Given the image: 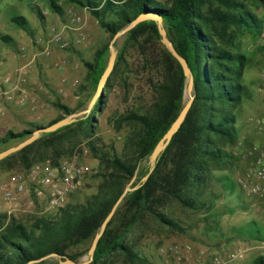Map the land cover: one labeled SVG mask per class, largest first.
I'll use <instances>...</instances> for the list:
<instances>
[{
  "label": "trees",
  "instance_id": "1",
  "mask_svg": "<svg viewBox=\"0 0 264 264\" xmlns=\"http://www.w3.org/2000/svg\"><path fill=\"white\" fill-rule=\"evenodd\" d=\"M7 1L0 0V8ZM46 1L54 13L62 14L61 0ZM63 1L89 11L111 39L140 15L159 16L168 38L185 58L194 77L195 99L183 125L148 180L128 193L118 207L90 263L147 264L137 246L152 227L183 232L178 211L205 210L215 197L216 185L222 184L231 192L238 186L242 191L239 183L217 173L230 171L236 162L233 149L239 143L238 122L248 97L244 77L251 57L241 51L235 39L245 32L256 34L264 29V22L246 5L249 1L264 8V0ZM11 14L13 24L27 26L26 17L12 11ZM2 39L11 40L6 36ZM109 44L85 65L94 90L108 64ZM132 49L137 50L143 65L151 70L155 98L149 108L117 119L118 128L124 124L130 128L121 154L97 138L96 115L105 106L101 96L82 119L42 136L0 162V170L25 171L34 164L57 166L87 149L99 164L94 175L96 192L84 200L68 203L54 215L39 217L30 224L12 221L4 228L0 233V264H49L47 257L53 254L78 262L88 254L102 223L129 183L137 177L133 186L141 184L148 175L149 164L139 171L140 166L183 109L187 79L180 63L162 44L156 22L145 21L126 34L103 93L109 90L121 67L128 69ZM54 106L61 114L49 125L77 111L60 102ZM40 127L43 126L18 133L8 131L0 138V148L5 150L24 141ZM252 264H264V256L256 257Z\"/></svg>",
  "mask_w": 264,
  "mask_h": 264
},
{
  "label": "rangeland",
  "instance_id": "2",
  "mask_svg": "<svg viewBox=\"0 0 264 264\" xmlns=\"http://www.w3.org/2000/svg\"><path fill=\"white\" fill-rule=\"evenodd\" d=\"M59 5L63 8L62 14L54 13L46 0H8L0 8V77L19 79L21 88L44 105V108L32 112L27 107L7 104L6 114L0 116V138L8 131L18 133L32 130L35 126H48L61 114L55 108V102L77 110L75 113L89 109L86 115L94 108L91 101L96 90L88 80L85 65L93 62L95 54L112 39L86 9L66 4L63 0ZM246 5L264 22L262 6L256 7L249 1ZM11 11L26 17L27 26L21 28L13 24ZM69 11L81 15L83 23L74 25ZM56 30H60L62 36L75 46L69 50L53 48L51 54L46 56L42 51ZM4 36L11 40L4 41ZM125 36L116 42L118 53L124 45ZM235 43L251 57L244 77L248 97L238 122L239 143L233 149L236 162L230 171H220L217 175L228 176L238 183L237 173L249 167L254 155L252 144L259 136L254 121L264 112V29L256 34L245 32L235 39ZM22 47L28 50L25 56L20 53ZM30 61H33L31 72L19 77L17 70ZM128 61V69L121 67L111 80L109 90L102 93L105 106L96 115L97 138L107 147L114 146L118 154L124 149L130 128L126 124L118 128L117 119L130 112L149 108L155 98L151 70L143 65L137 50L129 52ZM79 105H83L82 108L79 109ZM2 150L0 148V152ZM81 162L99 167L91 154L84 155ZM147 166L148 160L141 164L139 171ZM23 171L21 168L0 170V183ZM95 173L84 177L69 203L84 200L96 192ZM213 190L215 197L205 210L177 212L183 232L158 227H152L147 232L137 246L138 252L146 257L147 264L210 263L215 256L225 257L236 250L243 251L239 264H252L256 257L264 256V239L261 238L264 236V199H250L238 186L232 192L226 191L222 184L216 185ZM30 196L19 197L14 202L0 199V233L12 221L30 224L39 217L57 213L46 210L43 202L34 195ZM252 230L257 232L253 233ZM87 257L88 254L84 255L78 262L85 261ZM55 262L59 260L49 258V264ZM117 264L124 263L118 261Z\"/></svg>",
  "mask_w": 264,
  "mask_h": 264
},
{
  "label": "built area",
  "instance_id": "3",
  "mask_svg": "<svg viewBox=\"0 0 264 264\" xmlns=\"http://www.w3.org/2000/svg\"><path fill=\"white\" fill-rule=\"evenodd\" d=\"M74 25H81V15L69 11ZM80 41L78 40L77 43ZM75 43L62 36L60 30L54 31L48 40L42 54L49 56L51 49L69 50ZM27 48L20 49L21 55L27 54ZM37 55L34 57V59ZM33 61L25 63L17 70L19 77L28 75L33 66ZM264 72V67H263ZM27 107L32 112L38 111L44 105L40 100L33 98L21 88L19 79L10 76L0 77V116L6 114V105ZM258 128V138L252 144L253 158L249 167L238 174V183L244 194L250 199H264V112L255 121ZM241 144V143H240ZM89 154L85 149L77 153L71 160H64L57 166L50 164H34L28 170L12 176L9 180L0 183V199L14 202L19 197L34 195L43 202L46 210L58 211L65 208L71 196L80 188L84 177L96 172L97 166L91 163H82L81 158ZM243 257L242 250H236L229 255L215 256L210 263L191 264H239Z\"/></svg>",
  "mask_w": 264,
  "mask_h": 264
},
{
  "label": "water",
  "instance_id": "4",
  "mask_svg": "<svg viewBox=\"0 0 264 264\" xmlns=\"http://www.w3.org/2000/svg\"><path fill=\"white\" fill-rule=\"evenodd\" d=\"M145 21L156 22L158 29H159L160 36H161L162 44L167 48V50L180 63V65L182 67L183 73L187 79V87H186V93H185L186 94L185 105H184L183 109L181 110L177 119L174 121V123L171 125L170 129L162 137V139L159 141V143L154 148L152 154L150 155V157L148 159V164L150 166V171H149L148 175H146L142 179L141 184H138L136 186H133V184L136 180V177H134V179L125 188L124 192L122 193V195L120 196V198L118 199L116 204L114 205V207L111 210V212L109 213V215L106 217V219L102 223L100 231L95 236V238L92 242V245L88 251L87 259L83 262H76V261L69 259L68 257H61L57 254H53V255H50L47 257V258L58 259L59 264H90L93 261L94 254H95V251L97 249L99 240L101 239L102 235L104 234L105 230L107 229L108 224L110 223L113 216L115 215L116 210L122 204V202L124 201V199L126 198L128 193L137 190L142 184H144L148 180L150 174L154 171L159 158L161 157L163 152L166 150V148L171 143L174 135L180 130L181 126L183 125V123H184V121H185V119H186V117H187V115H188V113L192 107V104L194 102V99H195L194 77H193V74L189 68L187 61L185 60V58H183L177 52L173 43L168 38L167 32L163 26L162 19L156 15L146 14V15H140L138 18H136L134 21H132L126 28H124L122 31L117 33L114 36V38L112 39V41L110 42L108 64H107V67H106L104 73L102 74V76L99 80V83H98L96 92L93 96V99L91 101V104L94 105L96 103V101L102 96V93L105 89L107 81H108L109 77L111 76V74L114 70L115 63H116V60L118 57V49L116 46V42L118 41L119 38H121L123 35L127 34L130 30H132L138 24L145 22ZM89 111L90 110L88 109L86 111L73 113V114L59 120L58 122H56L54 124H51L48 126H43V127H40L38 129L34 130L24 141L18 143L15 146L9 147V148L1 151L0 152V162L2 160H4L5 158H7L13 154L18 153L19 151H21L24 148L28 147L29 145L33 144L34 142L39 140L42 136L49 134V133L56 132L57 130H59L63 127L69 126V125L77 122L78 120L82 119L86 115V113H88Z\"/></svg>",
  "mask_w": 264,
  "mask_h": 264
},
{
  "label": "crops",
  "instance_id": "5",
  "mask_svg": "<svg viewBox=\"0 0 264 264\" xmlns=\"http://www.w3.org/2000/svg\"><path fill=\"white\" fill-rule=\"evenodd\" d=\"M28 197H31V196H28ZM28 197H25V199H26V198L28 199ZM261 238H263V239H264V236H263V237H261Z\"/></svg>",
  "mask_w": 264,
  "mask_h": 264
}]
</instances>
